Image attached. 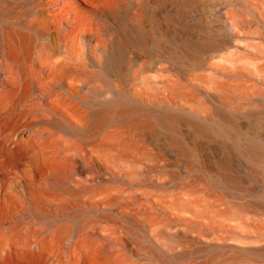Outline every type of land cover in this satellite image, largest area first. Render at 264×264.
Listing matches in <instances>:
<instances>
[{"label": "rangeland", "instance_id": "rangeland-1", "mask_svg": "<svg viewBox=\"0 0 264 264\" xmlns=\"http://www.w3.org/2000/svg\"><path fill=\"white\" fill-rule=\"evenodd\" d=\"M92 1L17 7L48 49L25 75L23 53L0 48V264H264V0ZM114 101L137 115L91 132ZM145 110L179 123L143 129ZM106 134L129 153L103 150ZM22 144L8 169L6 146Z\"/></svg>", "mask_w": 264, "mask_h": 264}, {"label": "bare ground", "instance_id": "bare-ground-1", "mask_svg": "<svg viewBox=\"0 0 264 264\" xmlns=\"http://www.w3.org/2000/svg\"><path fill=\"white\" fill-rule=\"evenodd\" d=\"M27 1L28 0H0V48H2L5 45H8L9 48L11 49V56L12 57H16V55L18 54L19 51H21L23 53L25 59L20 60L18 63V72L21 75L26 74L25 60L29 59L30 55L32 54V50L34 49V47H36L38 49L41 56H46L48 53V49H46L42 46H40V48H39V46L38 47L36 46L37 45L36 41H38L41 38L44 39V37L46 35L45 31L41 27L36 26V25L26 26L24 23H22V22L20 23L18 20L12 21V18L15 17L16 15L20 14L22 16V14L17 11V7L25 4ZM78 1H80L83 5H85L87 7H94L92 0H78ZM24 9L26 10L25 7H24ZM16 19H20V18H16ZM1 23H5V24H1ZM128 39L132 40L129 37H128ZM145 39H147V37H145ZM127 43H129L128 40H127ZM200 48H201L200 45H195L193 53L189 54L190 55L189 57L194 58L196 53L200 50ZM60 69H61V66H60ZM256 69L259 73H261L264 76V65L258 64V65H256ZM208 81L212 85L220 87L222 91L227 92L232 87V85L230 83L218 82L214 78H212ZM169 86L174 90H180L179 86L176 84H169ZM240 89H241V87H240ZM29 90H30V88L27 85L26 90H25V95H27L29 93ZM192 97H193V95L190 96V98H192ZM225 102L228 106L231 105L233 107L234 111L238 110L239 105L237 103H235L233 101H229V99H225ZM134 114L137 115V112L135 110H133L132 108H130L128 105L117 103V101H114L113 103L111 102L101 111H97V112L94 111V112L90 113V115L94 118V121H95L93 127L90 130H91V132L97 131V129H100L102 127V125L108 119H112V118H115V117H118L121 115H134ZM139 115L144 117L143 123L141 125V128H143V129L154 128L155 125L157 126L158 124H163L165 126L166 125H170V126L174 125L175 126V123L176 124L179 123L178 122L179 118L177 116H172V117L170 116L169 118H167L166 121H164L160 117H158L157 115L154 116L153 113H151L150 111H146V110L140 111ZM227 115H224V116L222 115L223 120L227 121L226 126H228V128H230V129H233L238 134V132H240L241 130L239 131L240 127H239L238 123L234 120L235 117L233 118V116H229V114H227ZM131 118L135 120L134 116L129 117L128 119H130V122L132 120ZM138 121H139V119L136 120V122H138ZM210 128H214L213 125H209V126L196 125L195 131L197 134L207 136V137H211L214 135V133L211 132L212 130ZM214 132L217 135H221V129L216 130V128H215ZM119 144H120L119 154L129 153L131 148L125 144L124 137H122V136L106 134L100 142V146L105 151H107L108 149H111V148H113ZM23 146L31 147L28 144L18 145L17 147H13V148H11L10 145L6 146L5 150L7 151V157L5 158L4 163L7 165L8 169L13 168L15 166H18L23 161L26 160V158L24 157ZM242 146L243 147H241V148L245 149V146L244 145H242ZM251 147H253V145ZM247 148H248V146H247ZM199 149H200V146H199ZM258 150H259V152L256 154H260V155L256 159L261 164H264L263 163L264 162V150H261V149H258ZM199 155H200V153H199ZM254 157H255V155H254ZM224 159H222V163L224 165L222 167L225 170V172H221V173H224V174H222V178L228 184H230L236 188H239V187L241 188V186H240L241 180H240L239 176H235L231 173V170H230L231 164L228 161H224ZM12 195H14V194L12 193ZM9 199H10V197H9ZM183 205H185V204H183ZM207 207H208L207 210H209L210 206H207ZM261 209H262V211H264V205L261 207ZM59 233L62 234L63 231H61Z\"/></svg>", "mask_w": 264, "mask_h": 264}]
</instances>
